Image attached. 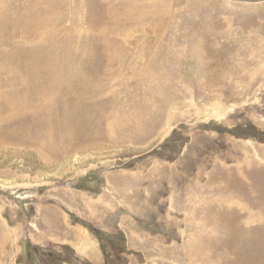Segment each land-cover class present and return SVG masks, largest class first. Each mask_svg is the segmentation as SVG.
I'll list each match as a JSON object with an SVG mask.
<instances>
[{
	"label": "rangeland",
	"instance_id": "obj_1",
	"mask_svg": "<svg viewBox=\"0 0 264 264\" xmlns=\"http://www.w3.org/2000/svg\"><path fill=\"white\" fill-rule=\"evenodd\" d=\"M66 249L264 264V0H0V264Z\"/></svg>",
	"mask_w": 264,
	"mask_h": 264
},
{
	"label": "trees",
	"instance_id": "obj_2",
	"mask_svg": "<svg viewBox=\"0 0 264 264\" xmlns=\"http://www.w3.org/2000/svg\"><path fill=\"white\" fill-rule=\"evenodd\" d=\"M111 242H115L111 244ZM121 244H123V241H119ZM117 245V241L112 239L111 236H109L103 244V248L109 249L110 253L113 255V252L116 254H120L121 252L123 253L124 248L120 250L112 249L111 247L114 245ZM67 253H68V249ZM40 256L43 257V261L45 264H67L71 262V254L68 253V255H62L61 253H55V252H49V251H44L41 250V253L39 252Z\"/></svg>",
	"mask_w": 264,
	"mask_h": 264
},
{
	"label": "bare ground",
	"instance_id": "obj_3",
	"mask_svg": "<svg viewBox=\"0 0 264 264\" xmlns=\"http://www.w3.org/2000/svg\"><path fill=\"white\" fill-rule=\"evenodd\" d=\"M67 85V84H66ZM50 97V96H49ZM75 104V103H74Z\"/></svg>",
	"mask_w": 264,
	"mask_h": 264
}]
</instances>
